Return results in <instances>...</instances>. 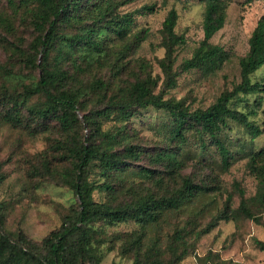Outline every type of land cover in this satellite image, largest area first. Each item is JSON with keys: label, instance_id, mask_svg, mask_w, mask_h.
I'll return each instance as SVG.
<instances>
[{"label": "rangeland", "instance_id": "obj_1", "mask_svg": "<svg viewBox=\"0 0 264 264\" xmlns=\"http://www.w3.org/2000/svg\"><path fill=\"white\" fill-rule=\"evenodd\" d=\"M114 1L116 13H134L129 38L121 41L101 30V37H108L107 60L95 56L85 63L77 50L61 63L67 78L57 90L74 93L79 101V123L65 131L55 118H33L27 112L28 107H43L46 102L43 95H26L38 85V60L43 57L35 47L41 33L35 29L32 5L0 0V97H6L0 103V213L4 221L0 241L3 234L13 242L23 235L28 248L20 247L43 253L42 241L61 228L65 217L76 214L78 199L69 183L76 162L71 148L78 142L107 149L123 161L120 170L103 171L99 162L88 168L85 176L96 185L93 195L98 203L127 207L142 198L173 197L184 189L185 180L202 188L196 198L166 210L158 223L145 227L133 220L95 223L92 256L100 258V264H133L134 256L124 250L143 231L144 251H159L163 264H264V251L257 244L264 243V168L259 176L253 164L254 155L264 150V135L253 139L244 125L229 120L212 138L188 118L184 138L176 139L175 117L168 109L132 105L125 117L118 104L121 89L148 78L156 82L155 96L189 115L206 111L221 95L232 93L241 83L240 60L249 53L250 38L264 15V0H226V23L210 42L220 46L228 59L216 69L190 71L184 70L183 63L204 40L205 0ZM147 6L153 12L138 13ZM173 9L178 13L175 33L184 37L183 45H172L163 31ZM81 13L76 15H89ZM84 24L91 21L73 19L63 23L59 33L78 34ZM137 36L143 39L140 43ZM128 42L134 48L124 52ZM56 54L51 53L50 63ZM75 59L81 68L75 67ZM251 80L263 92L238 94L229 107L262 130L264 66ZM11 97L21 105L23 121L17 126L5 117L13 106ZM104 110L110 115L99 114ZM166 152L175 160L165 159ZM243 200L254 219L242 211ZM221 217L225 219L210 228Z\"/></svg>", "mask_w": 264, "mask_h": 264}, {"label": "trees", "instance_id": "obj_2", "mask_svg": "<svg viewBox=\"0 0 264 264\" xmlns=\"http://www.w3.org/2000/svg\"><path fill=\"white\" fill-rule=\"evenodd\" d=\"M205 1L204 40L193 57L184 61L183 68L185 71L202 67L216 69L228 59V55L220 46L213 45L210 42L226 23L227 2L226 0ZM22 3L32 5L30 11L35 15V29L41 33L36 38L35 47L43 55L42 59L38 60V67L40 68L38 85L27 90L26 95H43L46 98L43 107H28L27 112L33 118L44 120L55 118L63 130H74L79 123L76 114L79 103L78 95L57 90L58 84L67 78V73L61 68V63L69 61L70 56L77 50L81 51L78 58L85 63H91V59L95 56L107 60L110 55L105 45V39L108 37L103 39L100 31L106 30L121 41H126L129 38L128 31L134 21V13L123 15L116 13L117 3L114 0H22ZM153 9L152 6H147L138 13L153 12ZM80 12H82L81 14H89L85 18L89 19L91 24H84L83 29L78 34L59 33L63 23L73 19L78 21L85 19L76 15ZM177 21L178 13L173 9L164 21L163 31L172 45H183L185 44L184 37L175 33ZM142 40L140 36H137V43ZM249 44V53L240 60L241 83L232 93L221 95L216 104L206 111H198L189 115V113L169 105L167 101H163L153 94V87L156 82L148 78L139 80L128 88L120 90L122 94L119 97L118 104L120 105L121 114L129 117L127 107L132 105L138 108H148L150 106L166 108L175 117L176 123L173 134L176 139L184 138L183 130L188 118L200 125L201 131L212 138H217L218 134L227 126L229 120L244 125L253 139L264 135V129H259L249 122L245 114L229 107L231 99L238 94L250 95L263 92L258 84L252 83L251 76L264 66V15L258 21ZM123 46L125 47L124 52L134 48V44L129 42ZM53 51H56L57 54L53 62L50 63L49 58ZM118 60L119 58H117ZM73 64L75 67H79L77 59ZM5 98V96L0 97V103H3L6 100ZM10 100L13 101V106L5 117L9 123L17 126L22 124L23 121L21 105L14 97H11ZM22 106L25 105L22 104ZM99 114L110 115L108 110L101 111ZM217 143L223 153L224 149L221 142L217 141ZM71 150L76 162L74 164V178L69 185L78 199V211L73 216L65 217L61 228L51 232L42 241L43 253H37L29 249L25 250L20 247L19 244L27 246L29 243L23 235L19 236L18 242H13L10 236L3 234L0 241V264H100V258L92 256L95 253L93 247L96 233L93 228L95 223L133 220L145 227L149 223H158L166 210L178 209L183 202L196 198L202 191V188L185 180L184 189L179 190L173 197H162L159 200L142 198L135 206L127 207H113L106 203H98L94 200L93 195L96 185L86 178V172L96 162L100 163L103 171L123 169L121 157L109 152L107 149L104 150L87 143L74 142ZM163 156L169 161L175 160L168 152ZM253 164L255 172L260 171L259 176H262L264 150L254 155ZM240 192L244 195L243 191ZM1 209L2 206L0 205V212ZM241 209L248 218H255L245 200L241 203ZM221 219H225V217L217 219L216 223L210 225V228L214 227ZM3 223L0 213V224ZM144 237L143 231L141 235L132 241L131 246L124 250V253L134 256L133 264H163L159 258V251L156 249L144 251ZM177 237L183 239L181 235ZM257 244L264 251V243L258 241Z\"/></svg>", "mask_w": 264, "mask_h": 264}]
</instances>
